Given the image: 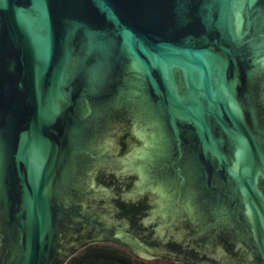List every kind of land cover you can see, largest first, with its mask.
Here are the masks:
<instances>
[{
	"label": "water",
	"instance_id": "95a60500",
	"mask_svg": "<svg viewBox=\"0 0 264 264\" xmlns=\"http://www.w3.org/2000/svg\"><path fill=\"white\" fill-rule=\"evenodd\" d=\"M90 232L264 259V0H0V264Z\"/></svg>",
	"mask_w": 264,
	"mask_h": 264
},
{
	"label": "trees",
	"instance_id": "16d2710c",
	"mask_svg": "<svg viewBox=\"0 0 264 264\" xmlns=\"http://www.w3.org/2000/svg\"><path fill=\"white\" fill-rule=\"evenodd\" d=\"M87 236L93 240L91 239V241L81 250V252L69 257L65 264H173L165 261L145 260L135 257L129 250L125 249L121 245H117L116 243L112 242H99L95 236V233L90 232L87 234ZM171 243L181 248V250L187 249L184 242H173L172 240L170 244ZM228 244L230 245L229 248L232 250V252L234 251V253H236L235 247H233L231 242ZM192 254L198 259H208V256L196 248L192 249ZM257 260L259 264H264V259L260 254H257Z\"/></svg>",
	"mask_w": 264,
	"mask_h": 264
},
{
	"label": "rangeland",
	"instance_id": "374dc122",
	"mask_svg": "<svg viewBox=\"0 0 264 264\" xmlns=\"http://www.w3.org/2000/svg\"><path fill=\"white\" fill-rule=\"evenodd\" d=\"M99 242H112V243H116L117 245H121L122 247H124L125 249L129 250L135 257H139L141 259H145L146 260V257L140 255L138 252H136L132 247L128 246V245H125V244H122V243H119V242H115V241H99ZM83 249L80 248L79 250H77L75 253H73L72 255H75L79 252H81V250ZM71 255V256H72ZM148 260V259H147ZM150 260H159V261H165V262H168V263H173V264H189L187 263L186 261H180L179 263H176L175 261H173L172 259H167L163 256H156L155 258H151Z\"/></svg>",
	"mask_w": 264,
	"mask_h": 264
},
{
	"label": "flooded vegetation",
	"instance_id": "af4514ba",
	"mask_svg": "<svg viewBox=\"0 0 264 264\" xmlns=\"http://www.w3.org/2000/svg\"><path fill=\"white\" fill-rule=\"evenodd\" d=\"M136 77H138V76H136ZM138 91V90H137ZM141 93H139V95H140ZM121 203H123V202H119V207H120V205H121ZM124 204H126V203H123V205ZM139 204H140V202H138V204L137 203H135V202H133V203H131L129 206H131V208H133V218H134V220H136L137 221V219H138V221L135 223V226H139V222H140V217L138 216L139 215ZM123 212V207H120L119 209H117V213H119L120 215H121V213ZM143 213H146V211H144ZM92 239V238H91ZM91 239H89L90 241H91ZM93 240V239H92ZM115 240H117L116 239V237H114V239L112 240V241H115ZM120 245V244H119Z\"/></svg>",
	"mask_w": 264,
	"mask_h": 264
}]
</instances>
